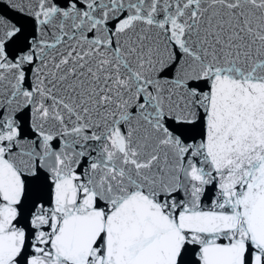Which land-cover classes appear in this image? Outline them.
<instances>
[{
	"label": "snow or ice",
	"instance_id": "1",
	"mask_svg": "<svg viewBox=\"0 0 264 264\" xmlns=\"http://www.w3.org/2000/svg\"><path fill=\"white\" fill-rule=\"evenodd\" d=\"M0 264H264V0H0Z\"/></svg>",
	"mask_w": 264,
	"mask_h": 264
}]
</instances>
